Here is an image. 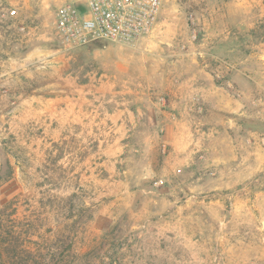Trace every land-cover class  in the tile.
I'll use <instances>...</instances> for the list:
<instances>
[{"label": "rangeland", "instance_id": "1", "mask_svg": "<svg viewBox=\"0 0 264 264\" xmlns=\"http://www.w3.org/2000/svg\"><path fill=\"white\" fill-rule=\"evenodd\" d=\"M67 2L0 0V264H264V0L74 48Z\"/></svg>", "mask_w": 264, "mask_h": 264}, {"label": "built area", "instance_id": "2", "mask_svg": "<svg viewBox=\"0 0 264 264\" xmlns=\"http://www.w3.org/2000/svg\"><path fill=\"white\" fill-rule=\"evenodd\" d=\"M165 0H87L56 11L55 34L67 47L105 41L131 45L153 32Z\"/></svg>", "mask_w": 264, "mask_h": 264}, {"label": "crops", "instance_id": "3", "mask_svg": "<svg viewBox=\"0 0 264 264\" xmlns=\"http://www.w3.org/2000/svg\"><path fill=\"white\" fill-rule=\"evenodd\" d=\"M211 100L213 103H215V108H216V109H211L212 114H214V117L219 119V117H221V115H222V112H223L222 110H224V107H223L224 103L222 105L219 103V102H223V101H220L219 96H217V97L214 96ZM230 111H231V109H230ZM219 121L220 120H218L217 122H210L208 137H210L212 139L213 138H220V137L229 139L232 135L231 131L229 129V128H231L229 125V122H227L225 119H223L222 122L218 123ZM223 142H229V140H226Z\"/></svg>", "mask_w": 264, "mask_h": 264}]
</instances>
